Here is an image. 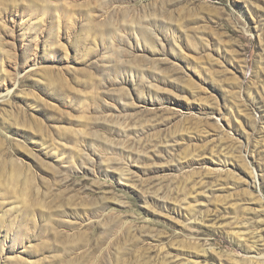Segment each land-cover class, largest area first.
Returning <instances> with one entry per match:
<instances>
[{"label":"rangeland","instance_id":"1","mask_svg":"<svg viewBox=\"0 0 264 264\" xmlns=\"http://www.w3.org/2000/svg\"><path fill=\"white\" fill-rule=\"evenodd\" d=\"M0 264H264V0H0Z\"/></svg>","mask_w":264,"mask_h":264},{"label":"bare ground","instance_id":"2","mask_svg":"<svg viewBox=\"0 0 264 264\" xmlns=\"http://www.w3.org/2000/svg\"><path fill=\"white\" fill-rule=\"evenodd\" d=\"M152 48V47H151ZM145 49V48H144ZM141 50V49H140Z\"/></svg>","mask_w":264,"mask_h":264}]
</instances>
